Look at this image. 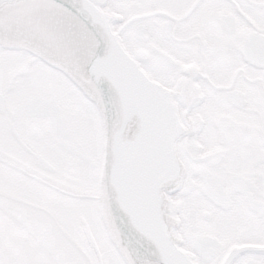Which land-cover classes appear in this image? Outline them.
Masks as SVG:
<instances>
[{"label":"snow or ice","instance_id":"obj_1","mask_svg":"<svg viewBox=\"0 0 264 264\" xmlns=\"http://www.w3.org/2000/svg\"><path fill=\"white\" fill-rule=\"evenodd\" d=\"M0 264H264V0H0Z\"/></svg>","mask_w":264,"mask_h":264}]
</instances>
